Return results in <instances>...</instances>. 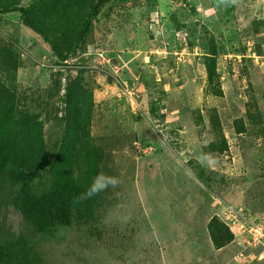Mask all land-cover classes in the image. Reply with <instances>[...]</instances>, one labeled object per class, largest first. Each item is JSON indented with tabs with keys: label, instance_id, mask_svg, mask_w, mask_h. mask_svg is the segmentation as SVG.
<instances>
[{
	"label": "rangeland",
	"instance_id": "374dc122",
	"mask_svg": "<svg viewBox=\"0 0 264 264\" xmlns=\"http://www.w3.org/2000/svg\"><path fill=\"white\" fill-rule=\"evenodd\" d=\"M254 20L263 22L260 35L252 39L249 28ZM99 21L91 28L87 53L77 56V60H83L89 70L84 78L96 106L92 135L105 137L99 142L105 157L102 168L105 166L107 176L116 177L119 182L114 187L109 186L114 191L110 193V197L113 195L110 206L100 220L102 245L96 248L90 234L82 231L68 241L73 242L68 244L71 245L69 256L65 251L60 252L61 258L56 259L63 261H54V249L49 252L53 259L49 257L48 261H53L51 264H217L219 254L213 251L205 231L207 219H202V207L209 209L214 204V196L197 176L198 167L194 165L198 160L187 162L197 154L194 152L198 147L197 135L204 134L197 124L199 116L208 117L214 108L229 120L241 115L248 98V84L259 95L264 108V0H158L156 7L149 6L145 0H128ZM114 25L119 26L122 38L115 32ZM0 27L25 55L21 57L17 73L19 83L31 85L34 75H39L40 79L32 85L39 87L49 83L58 70L47 46L20 25L18 14L0 17ZM172 36L180 42V49L172 48L175 45L171 43ZM210 37L220 46L218 70L223 98L203 96L205 72L193 62L207 51L204 45ZM123 40L129 45L127 49ZM189 41L193 43L190 51L186 50ZM254 43L263 48L260 57L253 53ZM243 47L246 48L244 56L248 53L252 59V65L246 67L248 79L241 76L239 66ZM102 53L104 56L100 59ZM177 53H181L180 61L176 60ZM124 54L129 57L128 61L122 59ZM172 60L178 64L180 72L186 66L192 68L190 84L194 88L186 98L183 94L185 77L181 76L182 82L176 72L167 71ZM152 69H157L155 82H161L163 91L168 94L166 98L171 97L172 103L160 109L159 114H164L162 119L150 118L151 122L145 119L149 102L135 74L140 72L139 76L147 75L150 80ZM102 70L115 74L130 88L120 91L111 78L101 75ZM173 89L171 94L169 91ZM182 97L191 109L189 117L179 112L185 104ZM107 107L116 115L115 129L110 128L112 119L103 121ZM226 123L230 126V122ZM176 126L181 127L179 139L168 134ZM112 131H116V135H109ZM226 138L230 149L223 160L225 167L215 170L230 178L233 171L241 173L238 171L245 159L252 160L258 154L261 139H237L239 137L229 134ZM136 142L146 150L136 153ZM248 183L250 190L246 192L247 183L236 178L225 198H219L231 199L247 209L257 205L253 199L264 195V180L253 176ZM259 200L258 205L263 207L264 199ZM255 215L264 220V211ZM19 223V217L11 211L7 224L16 230ZM232 228L236 230L235 225ZM237 236L236 245L230 248L236 253L228 251L231 257L241 253L244 259L240 261L227 255L223 261L226 264H264V243L260 248L257 243L249 244L247 232ZM81 241L88 246L79 251Z\"/></svg>",
	"mask_w": 264,
	"mask_h": 264
},
{
	"label": "trees",
	"instance_id": "16d2710c",
	"mask_svg": "<svg viewBox=\"0 0 264 264\" xmlns=\"http://www.w3.org/2000/svg\"><path fill=\"white\" fill-rule=\"evenodd\" d=\"M127 1L0 0V17L18 14L20 25L47 46L54 59L53 64L58 67L55 78L51 76L49 83L44 81L47 83L44 86L32 85L39 81V75L33 76L31 85L20 84L17 73L21 57L25 55H22L23 51L19 49L18 43L0 27V264H51L53 261H48L49 257L52 258L49 252L54 249V261H63L56 258H61L59 254L63 251L70 255L71 245L68 244L73 242L68 241L72 239L71 236L76 237L82 231L90 234L96 248L102 245L100 220L103 212L110 206L113 198L110 193L114 190L108 187L88 199H82V195L97 176L108 175L105 166L102 168L105 157L104 150L99 145L105 137L101 139L92 135L96 106L92 91L84 78L89 72L86 63L83 60L78 61L83 70L72 78L70 70L63 68V61L87 53L88 38L94 24L99 23L101 17L105 20L114 9ZM145 1L153 7L158 4V0ZM262 22L263 20H254L250 24L249 35L252 39L260 35ZM7 26L12 30L8 23ZM113 28L122 38L119 26L114 25ZM121 42L126 49L129 47L124 40ZM173 42L175 45L172 48L180 49V42L174 36L171 37V43ZM192 45L189 41L186 50L190 51ZM219 47L213 38H208L204 45L207 51L193 61L194 66L198 63V67L204 69L205 84L202 94L205 97L224 96L218 70ZM262 49L261 44L254 43L255 56L260 57ZM170 51L171 49L167 51L168 54ZM245 53L246 48L243 47L239 66L241 76L248 79L246 67L252 65V59L248 57V53L244 56ZM124 55L122 59L126 61L127 54ZM174 60L167 65V71L176 72L182 82L181 76L185 77L186 88L183 94L186 98L194 88L190 84L192 68L186 66L180 72ZM150 71V80L147 75L139 76L140 72L135 75L138 76L149 102L145 119L151 121L150 118H153L158 121L164 116L159 114L160 109L168 108L172 101L171 97L166 98L168 94L163 91L161 82H155L157 69ZM132 75L131 73L132 79L136 80ZM113 77L120 91L124 87L127 90L130 88L115 74ZM169 92L174 93V89ZM181 96L179 93L180 98ZM247 96L246 103H243V112L241 115L237 113L236 117L231 116L233 120H229L227 116L222 117L215 108L209 111L208 117L201 115L197 118V124L204 134L197 135L198 147L194 150L197 154L187 162L190 164L198 160L194 165L198 167L197 176L214 196V204L209 209L202 207V219H207L205 231L213 251L219 254L217 264H226L223 257H231L229 251L236 253L235 250H230L236 245L237 238L232 232V222L235 221L229 215L233 212L241 218L252 219L255 214L264 211V206L258 205L261 204L259 199H264L261 194L253 199L257 205H251L249 209L232 202L231 199H221L231 190L236 178L247 183L246 192L250 190L247 188L250 184L248 182L253 176L264 180V154H260L264 152V108L261 106V98L250 84ZM182 101L185 103L184 99ZM179 112L189 117L191 109L185 103ZM105 114L106 119L103 121L112 119L110 128L115 129L116 115L109 112V107ZM226 122H230V126ZM177 127H173L168 134L179 139L178 130L181 127ZM113 134L116 135V131L109 135ZM228 134L239 137L237 139H261L258 154L252 160L245 159L244 165L238 171L241 173L233 171L230 178L215 170H223L225 167L223 160L230 149L229 140L226 138ZM228 169L229 167L226 168ZM11 211L20 219L16 230L7 224ZM256 224L261 225L264 230V220H258ZM79 237L83 238V235ZM262 243L264 237L261 238L258 248ZM78 245L79 251L88 246L83 241ZM238 253L231 258L242 261V254Z\"/></svg>",
	"mask_w": 264,
	"mask_h": 264
},
{
	"label": "clouds",
	"instance_id": "9594fccd",
	"mask_svg": "<svg viewBox=\"0 0 264 264\" xmlns=\"http://www.w3.org/2000/svg\"><path fill=\"white\" fill-rule=\"evenodd\" d=\"M100 55L104 56L103 53L100 54ZM68 64H69V66H67ZM43 67H45V66H43ZM55 68L58 70V67H55ZM63 68H67L68 70H70V72H69L70 74H78L79 71L83 70L82 67H80V65L78 64L77 57H72V58H69V59H66L65 61H63ZM100 73H101V75H104V76H107V77L111 78L113 83L116 85V81L114 80L113 74L107 73L106 70H102ZM136 145H137L136 153L139 154V152H142V151L146 150V149H143L140 145H138L137 142H136ZM142 155H144V154H142ZM118 182H119L118 178H116V177H109V176L99 175L93 180L91 186L82 195V199L91 198V197L97 195L99 192L105 190L109 186H113V187L116 186L118 184ZM252 220H254L255 223L258 220L261 221V222L263 221L257 215L253 216ZM232 232L236 236V238L239 239L237 235H240V234L238 233L237 229L233 230V228H232ZM260 240L261 239H259L258 242H256L257 243L256 245L260 244Z\"/></svg>",
	"mask_w": 264,
	"mask_h": 264
},
{
	"label": "built area",
	"instance_id": "2783aa9c",
	"mask_svg": "<svg viewBox=\"0 0 264 264\" xmlns=\"http://www.w3.org/2000/svg\"><path fill=\"white\" fill-rule=\"evenodd\" d=\"M179 54H175L176 55V60L180 61V58H178ZM99 58H102V55H99ZM231 216L235 222H232V226H236V229L238 231L239 234H244L245 232L248 233L247 240L249 242V244L253 245L256 242H258L259 239H261L262 237H264V230L262 228L261 225L256 224L254 220L252 219H246V218H241L239 216V214H234L232 212Z\"/></svg>",
	"mask_w": 264,
	"mask_h": 264
}]
</instances>
